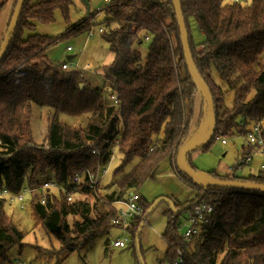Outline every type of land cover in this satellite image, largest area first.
Returning a JSON list of instances; mask_svg holds the SVG:
<instances>
[{
    "label": "trees",
    "instance_id": "1",
    "mask_svg": "<svg viewBox=\"0 0 264 264\" xmlns=\"http://www.w3.org/2000/svg\"><path fill=\"white\" fill-rule=\"evenodd\" d=\"M25 2L0 64V190L18 194L49 171L52 179L64 182L77 173L96 172L110 162L119 140L116 150L121 165L102 194V188L95 191L86 186L83 198L72 203L56 193L49 195L46 204L27 206L35 228L58 241L57 256L71 255L85 249L92 239L123 229L121 223L115 224L117 205L144 186L162 161L176 163L191 137L195 97L200 93L186 68L171 0H112L106 5L100 29L115 57L111 65L102 67L104 86L99 89L87 85L80 89L84 84L81 73L59 69L47 55L59 41L91 33L97 14L50 37L35 34V23L52 24L57 9L69 19L72 1ZM245 4L181 0L192 58L215 104L216 135L210 144L237 133L245 137L252 124L264 122V0ZM192 21L202 37L198 44L192 36ZM147 40L148 50L142 57L136 46ZM33 106L54 112L40 145L33 138ZM60 114L85 117L87 125L68 126L58 120ZM206 114L207 110H201L199 118ZM262 133L264 139V127ZM210 144L201 151H207ZM262 149L264 155V144ZM133 159H137L134 169L123 173ZM189 159L188 165L195 169ZM209 174L220 180L264 184V170L248 177ZM179 176L197 187V200L207 198L213 212L200 223L191 242H185L179 223L196 200L180 213L167 211L162 239L168 249L162 264H173L179 247L185 264H264V194L216 188L203 194L200 186ZM6 205L0 200V264H16L9 254L15 246L27 247L23 243L26 234L8 215ZM143 207L147 211L150 205L143 203ZM146 219L147 213L127 227L137 260L142 257L139 240Z\"/></svg>",
    "mask_w": 264,
    "mask_h": 264
},
{
    "label": "rangeland",
    "instance_id": "2",
    "mask_svg": "<svg viewBox=\"0 0 264 264\" xmlns=\"http://www.w3.org/2000/svg\"><path fill=\"white\" fill-rule=\"evenodd\" d=\"M8 0H0V28L4 30L7 21V11H11L14 8L15 1L12 5ZM48 0H30L32 5L44 2ZM72 5L69 9V19H65L62 12L57 9L54 12L55 21L50 25H45L40 22L35 23L34 33L47 35L50 37H57L65 33L68 26L76 24L83 18H87L88 15L97 14L94 17L93 23L94 29L91 33H83L82 35L69 37L67 39L59 41L53 45L51 49L47 51L49 60L54 63L59 69L62 65H67L68 69L64 70L68 72L78 71L83 77V86L87 85L90 88L99 89L104 86V78L102 76V67L111 65L114 62L115 54L110 49V46L104 41L102 33L99 31L101 25L100 22L106 17L104 9L108 3L105 0H90L89 7L84 1L70 0ZM230 1V0H229ZM112 2L110 0L109 4ZM248 5V4H245ZM13 11V10H12ZM12 14V13H11ZM192 36L195 43L202 42V37L195 28V23L191 22ZM175 41V39H173ZM148 43L144 42L141 45H137L136 49L144 57L148 50ZM174 44V43H173ZM68 47L72 50L69 51ZM68 56H74V58L68 59ZM90 64L91 67L84 69L86 65ZM231 97V96H229ZM230 100V98H228ZM228 100V102H229ZM231 104V103H230ZM33 120L32 131L33 138L37 145H40L44 141V134L48 126V121L54 116V112L48 108H41L33 106ZM203 110L206 112L207 104L202 100L201 95L198 94L195 97L194 115L190 124L192 140L201 139L205 134L202 133L205 125L207 126L206 115H202L199 118L200 112ZM62 123L68 126L85 127L87 125L85 117H72L60 114L57 117ZM200 125H198L199 119ZM264 126V122H263ZM252 126H250L251 129ZM206 130V128H205ZM237 133L234 137H222L221 139H215L207 148V151H195L190 155L189 162L195 167L196 170L201 172H215L217 175L223 177H244L248 174H257L261 170V165L264 164V157L251 150L250 155H253L252 163L249 166L243 167L237 173L238 161L246 154L242 149L244 144L243 137ZM222 139L226 141V144L222 143ZM120 153L115 151L111 161L104 166L108 170V174L102 180L101 194L104 192V188L111 185V182L115 178V173L121 165ZM137 163V159H133L131 163L124 166L123 173H129L134 169ZM233 169V171H230ZM51 178L53 174L49 171L46 175H40L38 179ZM135 193L141 197V205L146 203L150 205L147 213V219L143 222L140 240L141 245V259L137 260L135 257V244L132 243V236L128 232L129 221H126L123 229H112L109 233L103 234V236L92 239L88 246L80 252H74L71 255L63 252L57 256L61 246L58 241L53 237H49L45 230L40 227L34 226V220L30 215L29 209L22 211L17 205H6V209L9 216H12L15 223L19 226L26 237L23 243L27 245L26 248L21 250L20 246H15L10 251L9 256L13 260L20 261L24 264H162L164 261V255L168 249V243L162 239V235L166 231V226L169 218L167 211L171 210L174 206L175 210H178L181 206L191 204L194 200H197L198 190L193 184H189L184 181L176 166L170 159L162 161L155 169L151 179L147 180V183L139 190H135ZM96 202L95 200L92 201ZM123 202L117 205L118 209L123 206ZM182 220V219H181ZM182 222L179 223L181 226ZM184 231V227L180 230V233ZM118 237H126L128 239L126 248H115L113 242ZM39 249V251H38ZM22 251V252H21ZM222 258V256L220 257Z\"/></svg>",
    "mask_w": 264,
    "mask_h": 264
},
{
    "label": "built area",
    "instance_id": "3",
    "mask_svg": "<svg viewBox=\"0 0 264 264\" xmlns=\"http://www.w3.org/2000/svg\"><path fill=\"white\" fill-rule=\"evenodd\" d=\"M108 4L110 0H105ZM236 2H244L249 4L252 0H235ZM102 32V30H99ZM68 50L71 51L72 48L68 47ZM91 66L88 64L84 67V69H88ZM63 70H67L68 66L63 65ZM114 104H117V98H113ZM263 122H257L252 124L251 130L248 135L243 137L244 144L242 149L246 154L243 158L238 161V169L241 170L245 166H249V163H252L253 155L249 154L250 150H255L258 154H263L262 146L264 144L263 139ZM119 140H116L114 147L112 148V152L115 153L117 144ZM222 143L226 144V141L222 139ZM113 154V153H112ZM113 156V155H112ZM112 159V158H111ZM111 161V160H110ZM108 164V163H107ZM101 165L98 167L96 172L86 171L85 173H77L70 180L57 181L52 178H44L37 183H34L30 186H25V188L18 194H13L11 191L7 189L0 190V200H4L9 206L15 204L22 211L26 210L29 203L35 204H46L48 201V197L50 194H60L62 195L69 203H72L78 199L83 198L84 190L86 186L91 190H99L102 188V180L108 174V170L105 169L104 166ZM261 170H264V165L261 166ZM230 171H233L231 169ZM128 200L123 202V206L118 209L119 217L118 220L115 221V224H122L123 230L124 224L126 221L129 223L135 218H143L146 214V210L143 205H141V197L132 191L128 196ZM213 212L212 206L207 203V198L198 200L193 210H187L184 214V218L181 226L178 228V232L184 227V231L181 234L182 239L185 242H191L192 237L197 234L200 230V223L205 220V218L209 217V215ZM128 239L126 237H118V239L113 242V247L115 248H126L128 243ZM176 261L173 264H185L186 258L183 255L182 249L175 250ZM16 264H24L20 261H16ZM166 264V263H165Z\"/></svg>",
    "mask_w": 264,
    "mask_h": 264
},
{
    "label": "water",
    "instance_id": "4",
    "mask_svg": "<svg viewBox=\"0 0 264 264\" xmlns=\"http://www.w3.org/2000/svg\"><path fill=\"white\" fill-rule=\"evenodd\" d=\"M26 0H17V5L14 9V12L11 16V20L9 22V25L6 29V34L3 38V41L0 45V64L2 60L4 59L5 55L7 54L8 47L13 40L15 36V31L17 29L18 23L20 21L21 12L23 10V7L25 5ZM86 3V5L89 7L90 0H81ZM173 7H174V13H176V19H177V26L180 31V42L183 47V57L186 62V68L188 71V74H190L192 78V82L194 87L198 90L200 95L203 97L205 104H207V128L205 132V136L202 139L198 140H192L191 142H188L186 146L180 149L175 166L178 169V172L184 175L187 179L194 182L196 185L200 186L202 188L203 194L208 190V188H216V189H228V190H235V191H247V192H260L264 194V184L259 183H251V182H245V181H234V180H220L217 178L212 177L209 172H201L194 168H192L190 165H188L186 159L188 156L192 154V152L195 151H201L203 148L207 147L208 144L213 140L215 137V126H216V119H215V104L213 102V98L211 95L210 90L205 86V84L202 81V78L200 74H198L194 59L192 58V53L190 49V43H189V33L188 29L186 28L185 24V18L184 13H182V6H181V0H171ZM74 58V56H68V59ZM84 86L81 84L80 89H82ZM196 200L195 202H197ZM193 202V203H195ZM191 205V204H189ZM189 205H186L184 207L178 208V210H175L174 206L171 207V211H174L175 213H180L182 210L187 208ZM142 227V226H141Z\"/></svg>",
    "mask_w": 264,
    "mask_h": 264
},
{
    "label": "crops",
    "instance_id": "5",
    "mask_svg": "<svg viewBox=\"0 0 264 264\" xmlns=\"http://www.w3.org/2000/svg\"><path fill=\"white\" fill-rule=\"evenodd\" d=\"M6 2H7V3L10 2L12 5H14V4H13L14 2H12V0H8V1H6ZM12 10H13V7H12L11 11H7V12H8V14H7V18H8V19H7V21H6V24H5L4 30H2V29L0 28V43L2 42L3 36L6 34L5 32H6V29H7V27H8V23H9V21H10V19H11V16H12V15H11ZM89 65H90V64H89ZM90 66H91V65H90ZM200 126H201V125H200ZM205 128H207L206 125H205ZM205 128H204V130H202V133L206 131ZM204 136H205V135H204ZM204 136H203V137H204ZM203 137H202V138H203ZM202 138H201V139H202ZM199 140H200V139H199ZM261 155H262V154H261ZM262 156L264 157V155H262ZM262 165H264V164H262ZM262 165H261V166H262ZM260 168H261V167H260ZM238 171H239V169H238L235 173H237ZM208 172H209V171H208ZM208 172H207V173H208ZM235 173H234V171H233V174H235ZM250 175H253V174L250 173V174H248L247 176H244V177H248V176H250Z\"/></svg>",
    "mask_w": 264,
    "mask_h": 264
}]
</instances>
